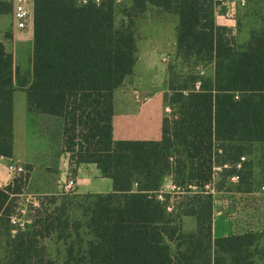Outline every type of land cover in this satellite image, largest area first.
<instances>
[{
    "label": "trees",
    "instance_id": "trees-1",
    "mask_svg": "<svg viewBox=\"0 0 264 264\" xmlns=\"http://www.w3.org/2000/svg\"><path fill=\"white\" fill-rule=\"evenodd\" d=\"M149 5L179 15L177 57H209L213 76L199 88L195 80L193 87L170 86L166 98L173 118H164L160 140H115L113 94L134 72L135 18ZM117 10V0H34L29 109L63 119L62 150L69 154L70 175L81 163H95L114 182L112 192L84 194L87 222L78 229H89L90 239L78 264H215V255L195 262L212 247L236 255L235 264H253L249 249L257 233L213 237L214 196L206 187L215 167L222 166L224 178L238 175L240 189L253 190L252 171L244 173L235 164L246 145L264 142V28L238 45L232 30L217 23L214 0H134L127 21L120 22ZM5 12H12V3L0 0V14ZM13 64L0 40V156L6 158L14 156ZM166 175L177 187L197 186L202 192L181 196L170 212L171 194L164 193L165 201L158 198ZM27 179L22 172L0 187V214ZM184 216L197 218L196 231H181ZM35 237L25 230L15 237L14 252L23 264L39 245ZM68 252L73 257L74 249Z\"/></svg>",
    "mask_w": 264,
    "mask_h": 264
},
{
    "label": "rangeland",
    "instance_id": "rangeland-1",
    "mask_svg": "<svg viewBox=\"0 0 264 264\" xmlns=\"http://www.w3.org/2000/svg\"><path fill=\"white\" fill-rule=\"evenodd\" d=\"M117 20L120 22L122 19L118 16ZM233 20L229 28L236 37L238 45L245 46L253 32L264 28V0H248L247 6L242 9L235 6ZM137 24L136 21V26ZM213 72V60L209 57L196 56L184 60L178 58L176 52V55L168 60L166 95L172 93L171 85L179 87L188 84L193 87V80L195 87L199 88L201 81L212 77ZM166 107L169 108L165 111L166 116L173 118L174 108L168 102ZM39 135L40 152L36 155L35 165L21 163L25 169L24 175H28L23 192L14 195L0 214V264H23L17 259L13 246L15 237L21 230L33 232L37 236L35 237L37 243L39 242V245L24 257L25 264H67V262L78 264L86 257L87 241L90 239L89 229L86 227L78 229V224L84 225L87 222L83 214L88 206V200L84 194L77 192L76 186L67 187L70 176L76 179L73 175H69L67 179L63 175L66 160L60 148L61 130L58 119L43 122ZM245 156L244 162L248 164L244 167L243 163V170L244 173L252 171L250 176L253 182L252 189L259 192L257 198L245 196L246 192L240 189V179L235 182L231 177L224 178L221 175L224 167L216 169L214 183L206 187V190L215 187L213 223L217 230L225 222L228 226V230L223 233L225 236L257 233L258 240L249 249L251 254L249 260L253 264H264V191H260L261 186L264 185V142L246 145ZM246 186L247 184H244L242 188L245 189ZM175 190L180 192V195L175 194L171 198V203L175 206L183 200L176 196H193L197 192H202L197 186L187 188L176 186ZM53 197L56 198V203H53ZM227 200L230 208L225 214L218 215V210L224 202L228 203ZM13 220L17 223L14 224ZM52 222L55 228L49 235H44ZM197 226V219L182 217L180 228L183 233L194 232ZM71 248L74 249L73 257H70L68 252ZM183 250H186V246H183ZM210 255L211 258L215 256L218 258L215 264H235L236 255L223 251L215 252L213 247L201 253L195 262L201 263V260ZM244 255V252L240 254V256Z\"/></svg>",
    "mask_w": 264,
    "mask_h": 264
},
{
    "label": "crops",
    "instance_id": "crops-1",
    "mask_svg": "<svg viewBox=\"0 0 264 264\" xmlns=\"http://www.w3.org/2000/svg\"><path fill=\"white\" fill-rule=\"evenodd\" d=\"M34 8V0H29ZM134 0H117V17L127 21L126 10L130 11ZM120 9L122 11L120 12ZM223 21L221 22V20ZM121 20V21H122ZM137 21V61L134 72L128 75L123 84L113 94L114 116L113 137L115 140H160L163 135V121L166 117V92L168 76V60L177 52V28L179 15L149 5L147 10L138 15ZM118 21V20H117ZM219 25L231 27L225 12H217ZM119 22V21H118ZM0 40L7 51L14 57L13 64V158L0 156V187L8 185L13 176L9 171L11 162L35 165L36 155L40 152L39 129L43 122L58 119L61 130V153L65 155L66 167L63 175H70L69 154L63 152L62 118L32 112L29 109V92L33 88L34 68V24L26 29H18L14 25L12 12L0 14ZM77 192L108 193L114 191V182L105 177L95 163H81L75 175ZM161 191L178 194L175 190L172 175L163 179ZM181 196H176V198ZM173 206H175L173 204ZM197 219L195 216H184ZM227 224L217 227L213 223V237H224Z\"/></svg>",
    "mask_w": 264,
    "mask_h": 264
},
{
    "label": "built area",
    "instance_id": "built-area-1",
    "mask_svg": "<svg viewBox=\"0 0 264 264\" xmlns=\"http://www.w3.org/2000/svg\"><path fill=\"white\" fill-rule=\"evenodd\" d=\"M12 3V16H13V20H14V25L16 28L18 29H26L34 20V8L31 4V2L29 0H9ZM81 3H87L89 0H80ZM95 2H100V0H94ZM216 3V10L217 12H219L222 7L226 9L225 14L229 17V18H234L235 16V6H237L238 9H242L244 7L247 6L248 4V0H214ZM167 110H169L168 107H166ZM246 159V156H242L241 159L235 164V167L237 169H242L243 167V163ZM222 166H216L215 167V172L217 173L216 169H221ZM24 166L21 163H15V162H11L9 165V171L13 176V179L16 176H19L22 172H24ZM215 173V174H216ZM215 178V177H214ZM232 181L237 182L239 180V176L238 175H233L231 176ZM214 183V181L209 184L208 186L212 185ZM76 186V180H74V177L72 178V176H70L69 178V182L67 184V187H75ZM207 186V187H208ZM176 188V185H175ZM213 189L210 188V192L213 194L215 187H212ZM260 191H264V185L261 186V190ZM258 191L256 190H252L250 192H246L245 196L247 197H251L253 198H257L258 197ZM158 198L160 200L165 201L166 198L164 196V192L160 191L158 193ZM228 202V200H227ZM229 202L227 204H223V206L218 210V215H222L226 213V210L229 209ZM167 210L172 212L174 210V206L171 203V199H170V203L167 206ZM14 224H16V220L12 221Z\"/></svg>",
    "mask_w": 264,
    "mask_h": 264
}]
</instances>
